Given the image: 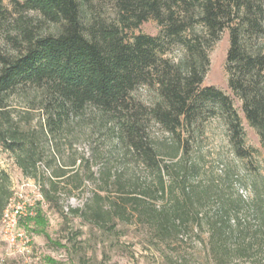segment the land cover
Here are the masks:
<instances>
[{"label": "trees", "instance_id": "obj_1", "mask_svg": "<svg viewBox=\"0 0 264 264\" xmlns=\"http://www.w3.org/2000/svg\"><path fill=\"white\" fill-rule=\"evenodd\" d=\"M12 1L59 25L46 32L15 21L14 35L8 36L15 51L0 41V154L9 153L24 176L42 177V200L52 204L51 191L55 193L60 180L69 176L63 168L53 173L54 179L40 173L38 163L46 148L54 144L58 149L60 140L69 139L72 125L86 123L92 140L106 141L124 157L134 156L151 176L142 190L145 197L131 193L126 200L161 239L172 231L200 228L205 219L203 243L215 260L227 257L229 246L245 253L251 242L240 243L246 241L249 225L238 215H251L259 228L264 226V171H255L247 180L244 197L232 192L234 173L228 168L206 183L194 181L199 164L186 157L206 118L223 126L233 157L251 156L243 146L244 132L232 99L213 85H203L208 52L225 29L228 86L264 149L261 0H114L117 17L112 22H84L78 0ZM5 11L0 0V19ZM149 19L160 27L156 35L133 32ZM174 48L179 52L171 58ZM141 86L150 97L137 95ZM29 88L36 95L28 107L33 109L38 100L37 127L29 125L30 110L14 118L7 109L10 94L18 91L24 96ZM154 127L161 137L152 135ZM100 177L120 188L129 185L108 168ZM222 185L231 192H224ZM12 195L9 175L0 167V219ZM158 198L164 201L160 207L151 201ZM124 207L116 211L119 217ZM202 209H211L212 217L199 215ZM22 221L26 232L44 233L39 209Z\"/></svg>", "mask_w": 264, "mask_h": 264}, {"label": "rangeland", "instance_id": "obj_2", "mask_svg": "<svg viewBox=\"0 0 264 264\" xmlns=\"http://www.w3.org/2000/svg\"><path fill=\"white\" fill-rule=\"evenodd\" d=\"M17 1L24 2V0ZM78 2L84 22L92 19L112 22L117 17L114 0H78ZM260 2L264 9V0ZM2 4L6 11L4 17L0 19V41L8 43L6 49L11 53L15 50L8 36L14 35L15 21L26 24L33 30L46 32L56 31L59 27L36 11L18 8L12 0H2ZM261 21L264 24V14ZM159 29L156 21L149 19L133 32L156 35ZM250 41L254 43V40ZM258 41L264 45V39ZM228 48L229 32L225 29L208 52L209 68L203 85H213L232 99L244 132L243 146L251 156L243 159L233 157L223 126L213 118L209 120L206 118L203 126L195 134L186 158L187 161H195L199 164L197 173L193 175L194 181L206 183L221 174L222 169L228 168L234 173L232 192H238L246 197L247 180L255 171H264V149L256 131L244 116L240 99L228 86L225 71ZM178 52V48H174L169 56L176 58ZM35 92L29 88L24 96L18 91L10 94L7 98V109L14 118L30 110L29 125L37 127L39 112L35 105L38 100H31L34 101L33 109L28 107V100L34 99ZM136 93L142 99L151 96L150 91L143 86L139 87ZM204 114V117H207V113ZM89 129L86 123L72 125L69 139L60 140L58 149L51 144L50 149L48 147L44 152L43 161L38 163V169L45 177L54 179L53 173L61 168L66 169L64 171L69 175L60 180L61 183L55 193L51 191V195L54 196L52 204L41 198L42 177L33 180L24 176L9 153L0 154V167L9 175L13 194L22 193L26 201V209L31 213L25 217L35 215L39 209L45 219L44 233L36 234L30 230L27 232L30 238L28 250L9 249L0 235V264H264V226L259 228L258 221L248 214L238 215L242 223L249 225L245 232L246 241L240 245L244 246L245 242H251V246L245 253L235 251V248L229 246L227 257L221 262L208 253L203 243L207 236L205 219L201 221L200 228L172 231L165 236V239H161L143 217H138L134 205L126 200L131 193L145 197L142 190L151 176L137 163L134 156L127 154L124 157L120 151L112 149L106 141L92 140ZM151 133L155 137L162 136L161 131L155 127L152 128ZM42 143L44 145L45 141ZM163 157L166 161H170L169 156ZM107 168L111 173L118 174L121 181L129 185L120 188L115 183L104 182L100 173ZM222 186L224 192H231L227 185ZM96 195L100 198L96 199ZM38 201L40 204L37 203ZM151 201L156 207L164 203L161 198ZM213 205L214 203L211 202L210 206ZM123 206L126 211L123 212L122 217H119L116 211ZM96 210H99L100 214L96 215ZM212 212L211 209H202L199 210V215L212 217ZM21 221L20 228L23 223ZM191 221L195 222L193 218ZM29 226L31 227L32 223H29Z\"/></svg>", "mask_w": 264, "mask_h": 264}, {"label": "built area", "instance_id": "obj_3", "mask_svg": "<svg viewBox=\"0 0 264 264\" xmlns=\"http://www.w3.org/2000/svg\"><path fill=\"white\" fill-rule=\"evenodd\" d=\"M28 204L31 205V203ZM28 213L22 193L15 192L9 199L0 219V235L11 250L25 251L29 248L30 238L27 232L19 227L21 219Z\"/></svg>", "mask_w": 264, "mask_h": 264}]
</instances>
